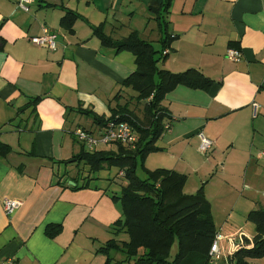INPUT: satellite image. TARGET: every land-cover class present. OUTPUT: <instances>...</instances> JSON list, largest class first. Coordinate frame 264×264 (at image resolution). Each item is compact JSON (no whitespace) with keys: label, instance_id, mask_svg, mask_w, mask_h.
Returning a JSON list of instances; mask_svg holds the SVG:
<instances>
[{"label":"crops","instance_id":"0c3cea01","mask_svg":"<svg viewBox=\"0 0 264 264\" xmlns=\"http://www.w3.org/2000/svg\"><path fill=\"white\" fill-rule=\"evenodd\" d=\"M43 28L57 35L54 51L29 42ZM229 48L240 51L238 62L225 58ZM141 61L209 82L160 97L165 130L155 140L144 134L152 96L124 85ZM113 118L151 141L136 162L139 178L171 171L185 178L183 195L202 191L210 208H233L227 230L224 221L214 225L229 241L219 242L218 263L234 264L252 249L249 213L264 209V0H34L28 13L0 0V262L134 264L122 206L112 199L126 185L123 172L100 163L89 173L77 162L87 150L71 135L82 128L97 136ZM199 134L214 144L208 156L198 151ZM80 165L87 169L78 175ZM104 170L114 172L90 176ZM4 200L20 203L11 216Z\"/></svg>","mask_w":264,"mask_h":264},{"label":"trees","instance_id":"16d2710c","mask_svg":"<svg viewBox=\"0 0 264 264\" xmlns=\"http://www.w3.org/2000/svg\"><path fill=\"white\" fill-rule=\"evenodd\" d=\"M122 47L135 49L137 57L141 59L136 48L128 45ZM147 50L146 47L143 51L147 53ZM142 63L141 61L138 64L139 71L126 79L124 85L136 89L140 94L139 98L152 96L148 103L150 125L144 134L150 132L155 140L165 130L161 121L163 116L157 106L160 97L177 85L205 88L209 82L203 80L194 70L172 74L156 69V62ZM147 65L155 71L158 83H155L153 73ZM106 122L104 120L103 126ZM131 125L134 127L133 122ZM144 134H141V139ZM150 144L151 141L141 143L138 140L133 150L117 144L120 148L117 156L100 151H87L77 162L84 161L90 168L89 173L99 169L100 163H106L108 167H116L123 172L126 185L120 196H113L112 199L118 200L122 206V230L129 237L127 247L134 251V264H211L209 251L217 232L209 202L202 191L194 195H183L185 178L174 172L161 169L146 172L145 179L139 178L136 174V162L152 149ZM5 154L0 149V157ZM80 171L77 170L78 175ZM247 219L254 225L252 249L240 250L235 254L234 264H247L246 258H264V209L252 211Z\"/></svg>","mask_w":264,"mask_h":264},{"label":"built area","instance_id":"2783aa9c","mask_svg":"<svg viewBox=\"0 0 264 264\" xmlns=\"http://www.w3.org/2000/svg\"><path fill=\"white\" fill-rule=\"evenodd\" d=\"M34 0H17L18 8L25 13L30 11V6ZM56 39L57 35L51 33L47 28L42 29V34L40 36L30 38L29 42L33 46L46 48L49 51H54L56 49ZM168 51H164L163 55L165 56ZM225 58L231 62H238L241 58V53L239 50L229 48L226 51ZM253 112L256 114L257 104L253 103ZM167 129L169 126L166 127ZM71 135L77 140L88 152H95L102 146H108L112 144H119L130 150H133L136 147L138 142V137L135 131V128L125 122L118 119L109 120L105 123L102 130L97 136L92 135L82 128L74 129L71 132ZM200 143L198 146V151L204 155L208 156L213 149V142L206 138L204 135H198ZM121 176L123 173L120 174ZM20 203L14 200H4L2 202V208L7 216H11L18 208ZM221 236L218 234L215 236L214 241L211 245L209 251V258L211 264H217L220 260V250H219V241ZM0 264H15L13 258H8Z\"/></svg>","mask_w":264,"mask_h":264},{"label":"rangeland","instance_id":"374dc122","mask_svg":"<svg viewBox=\"0 0 264 264\" xmlns=\"http://www.w3.org/2000/svg\"><path fill=\"white\" fill-rule=\"evenodd\" d=\"M79 169L81 170L82 172V169H84V171L86 172L85 169H87L85 166L83 165H80L79 166ZM111 172H114L113 170H111ZM110 171H107V170H104V171H101L99 172L98 174H90L91 177L93 176H99L102 178L103 177H106L108 175H112L113 173H111ZM138 175L143 177V173L140 169H138ZM233 208H231L230 206H224L223 204H217L215 202H213L212 206H211V211H212V220H214V224H216V228H218L219 226L222 225V222H219V221H224L225 225H226V230L228 229L229 226H231V224H233L231 221H228V220H225L227 217H228V214H231V211H232ZM241 226L244 225V226H248L249 228L253 227L252 224L250 223H240ZM221 236V240L219 242H223L224 241V237L222 236L223 234H219ZM237 239V238H236ZM229 241H226V242H223V244L225 243H228ZM220 244V243H219ZM174 251H172L173 253Z\"/></svg>","mask_w":264,"mask_h":264}]
</instances>
